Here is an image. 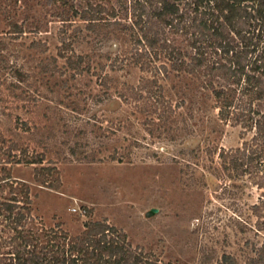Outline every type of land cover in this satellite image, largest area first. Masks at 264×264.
<instances>
[{
  "label": "rangeland",
  "instance_id": "rangeland-1",
  "mask_svg": "<svg viewBox=\"0 0 264 264\" xmlns=\"http://www.w3.org/2000/svg\"><path fill=\"white\" fill-rule=\"evenodd\" d=\"M53 9L47 0H0V160H18L6 166L30 185L34 214L72 233L106 218L176 264H197L204 251L212 264L223 251L244 264L264 241V187L248 181L229 194L211 162L219 146L240 143V126L221 119L204 92L192 112L187 101L159 119L141 88L148 74L114 59L129 43L62 45ZM38 157L59 168L57 188L34 177L38 163L27 160Z\"/></svg>",
  "mask_w": 264,
  "mask_h": 264
},
{
  "label": "trees",
  "instance_id": "trees-1",
  "mask_svg": "<svg viewBox=\"0 0 264 264\" xmlns=\"http://www.w3.org/2000/svg\"><path fill=\"white\" fill-rule=\"evenodd\" d=\"M47 1L61 20L62 45L80 38L129 43L127 56L117 52L114 59L130 60L148 74L140 76L141 88L159 119L170 120L187 101L192 112L199 93H209L218 116L241 128L239 144L219 146L217 159L211 156L223 189L234 193L248 181L264 187V0ZM166 85L175 102L164 93ZM5 161L18 160H0V264H176L134 243L106 218L84 221L78 233L59 222L44 224L33 212L30 185L12 175ZM27 161L38 163V182L60 185L55 164H44L43 157ZM211 259L204 251L197 264ZM216 264L240 263L223 251ZM244 264H264V241Z\"/></svg>",
  "mask_w": 264,
  "mask_h": 264
}]
</instances>
